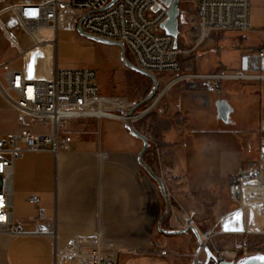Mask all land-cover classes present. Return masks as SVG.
<instances>
[{"label": "crops", "instance_id": "crops-1", "mask_svg": "<svg viewBox=\"0 0 264 264\" xmlns=\"http://www.w3.org/2000/svg\"><path fill=\"white\" fill-rule=\"evenodd\" d=\"M39 1L0 0V66L8 62L11 67L22 68L32 78L42 79L50 77L54 67L67 68L59 66L56 54L58 34L63 27L55 32V44L42 42L32 46L29 36L17 26V19L7 9L10 3ZM181 4L180 13L186 15L181 11ZM188 9L194 12L195 5L189 3ZM69 29L72 30L71 27ZM5 32L24 49L23 53L17 44L7 39ZM43 32L49 41L52 30ZM244 32L249 35V31ZM119 63L121 66L115 71H119L123 77L122 67L129 68L121 61ZM115 77L121 78L116 74ZM169 77L170 74L167 77L159 76L162 90L157 96V103L149 112L134 118L133 125L149 139L150 146L144 153L145 161L157 175L163 177L173 197L183 183H191L195 187L196 180L191 177L195 176L197 163L195 158L188 161L184 157L185 152L190 153L199 148L202 151L203 171L211 177V153L214 149L218 150L222 142L218 138L213 139L211 133L208 134L212 127V119L207 116L210 97L185 88L184 82L168 86ZM208 79L209 87L213 83L220 85L219 82H210L214 78ZM99 87L102 95L117 96L103 92L100 83ZM144 87L148 90L147 84ZM210 92L213 94L216 90ZM199 95L206 97L207 104H202ZM10 111L14 113L11 108H0L1 113ZM198 121L204 127L202 136L196 135ZM124 124L125 119L120 118L72 119L59 134L60 143L65 136H71L66 149L26 152L15 163V220L25 229L33 226L38 210L28 198L37 195L42 201L45 216L55 225V239L59 248L79 247L86 243L92 245L95 233L99 231L102 233V246L117 256L118 264H191L187 256H161L151 250V240L167 242L166 237L157 234L158 222L163 213L162 196L157 183L138 162L142 141L132 136ZM3 130L6 134L20 132L19 127ZM261 166L257 188L242 190L248 205L257 203L256 193H264L261 186L264 178L263 160ZM185 170L189 172L187 178L183 175ZM232 213L228 212L222 218ZM163 224L168 228L184 227L180 212L174 209L165 223L163 220ZM246 226L254 225L247 223ZM179 238L189 244L190 234H181ZM92 255L90 249H84L77 259L81 264L89 263ZM60 258L56 254V243L49 237L14 236L0 232V264H67V258L63 262Z\"/></svg>", "mask_w": 264, "mask_h": 264}, {"label": "built area", "instance_id": "built-area-1", "mask_svg": "<svg viewBox=\"0 0 264 264\" xmlns=\"http://www.w3.org/2000/svg\"><path fill=\"white\" fill-rule=\"evenodd\" d=\"M110 0H40L39 2L10 3L9 9L22 30L36 46L47 41L43 30L57 32L67 17L74 25L81 17L82 28L86 32L125 44L126 53L138 67L155 74L157 77L169 73L167 85L180 82L188 83L192 88L198 79H264V45L257 51L242 54L239 72L236 74H197L186 70L181 61L182 50L178 37L170 34L164 24L172 0H116L106 7ZM195 5L194 12L188 9L186 14L189 25L188 35L200 45L213 32L250 30V0H179ZM191 11L193 13H191ZM181 14V13H180ZM183 14V13H182ZM7 39L14 40L6 32ZM18 45V44H17ZM20 52L24 49L18 45ZM0 90L11 103L15 114V123L20 132L0 134V232L14 236L42 235L54 241L55 225L45 216L42 201L37 195L28 200L38 210V215L29 229L22 227L14 217L15 163L26 152H57L66 149L71 136H65L60 143L59 134L72 119L83 117H107L95 113L99 107L115 114V117L126 119L129 110L138 102L128 101L123 97L102 95L98 83V73L92 68H58L54 67L48 78L28 77L22 68L11 67L4 63L0 66ZM159 78V77H158ZM202 104L207 101L199 95ZM158 98L138 107L134 118L149 112ZM226 103L219 105L223 110ZM229 108L226 111V119ZM222 116L221 112H219ZM224 118V117H223ZM260 171L259 175H261ZM244 172L230 173L228 176V194L232 202H241ZM262 188L264 190V178ZM261 188V187H260ZM260 195V193H256ZM238 210V209H236ZM232 210L230 212H235ZM263 224L260 232L264 234V200L262 201ZM184 225L194 224L191 217L181 218ZM232 233H249L248 230L230 231ZM207 243L212 232H201ZM244 236V237H245ZM102 233H95V241L89 246L93 252L90 262L85 264H118L115 254L107 252L102 246ZM202 247L196 250L193 264H203L199 258ZM151 250L161 256H179L175 250L158 241H151ZM216 260L211 264H224L237 261L248 253V238H243L234 249L223 248L213 251ZM56 254L57 249H56ZM75 264H81L76 257Z\"/></svg>", "mask_w": 264, "mask_h": 264}, {"label": "rangeland", "instance_id": "rangeland-1", "mask_svg": "<svg viewBox=\"0 0 264 264\" xmlns=\"http://www.w3.org/2000/svg\"><path fill=\"white\" fill-rule=\"evenodd\" d=\"M157 1L163 2V0ZM250 4L248 36L243 31H218L213 32L200 45H196L190 39L187 17L181 13L178 43L182 50L180 58L184 68L189 72L204 75L240 73L239 59L241 55L257 51L264 45V0H250ZM188 8L189 3L182 2L181 11L187 12ZM16 24L22 29L18 22ZM61 26L63 28L59 31L57 49L55 48L60 67L95 69L103 92L113 93V95L123 97L128 101H132L131 99L142 100L147 95L146 91L148 90L144 89V86L147 84V88H151L152 80L150 78L125 67H122L123 77L119 71L116 73L115 70L121 66L119 47L92 41L82 36L71 21L63 23ZM51 35L52 37L49 39L55 36V32L52 31ZM115 74L121 78L118 79ZM161 75L167 77L169 74L163 73ZM209 80H194L197 85L194 88L186 82L183 85L187 89L202 92L206 97H210L207 116L212 119V127L211 130H208V134L211 133L212 138H218L222 144L221 147L217 145L220 148L214 149L211 153V177L203 171L204 163L200 156L202 151L199 148L190 153L185 152L184 157L188 161L195 158L197 163L196 170L194 169L195 176L191 177L192 180H196L194 182L195 187L191 183H183V186H179L177 195L172 197L169 194L171 208L164 218V223L173 213V209L178 210L180 220L184 215H187L192 218L201 232H212L207 244L213 251L223 248L234 249L242 242L243 238L247 237L248 253L253 251L264 253V234L259 233L263 224L262 201L264 200V193L261 196L255 194L257 203L247 206H242L241 202H232L228 194V176L236 171L244 172L247 177L243 184V190L251 191L257 188L258 175L262 171L261 160L264 161L262 150L264 146V79L214 78L210 82H219L220 85L216 86L213 83L211 87L208 86ZM161 90L162 86L158 88V92L152 99L156 98ZM213 90L216 92L212 94L210 91ZM221 103H226L229 106L227 120H223L219 114L218 108ZM14 117L15 115L11 111L0 112V128L18 127ZM199 122H197L196 135L202 136L205 133L204 127H201ZM3 129L1 130L2 135L6 134ZM215 170L218 173H215ZM188 173V170H185L183 175L187 178ZM243 199L245 200L244 197ZM162 207L164 210L163 197ZM232 210L236 211L222 218L224 214ZM247 223L255 227H247ZM163 226L168 228L164 224ZM232 230H248L249 233H244L245 236L241 232H229ZM157 232L163 238L166 237L167 242H161L159 239L151 241H158L171 250L177 251L180 253L179 256L189 257L191 264H193L194 254L199 248V244L191 231L187 232L190 234L189 244L179 238L181 234H164L158 229ZM87 244L79 247L59 248L60 253L58 255L59 258L61 257V262L67 258V264L72 260L71 264H75L78 254L84 249L89 250L90 245ZM199 258L205 260L203 248Z\"/></svg>", "mask_w": 264, "mask_h": 264}, {"label": "water", "instance_id": "water-1", "mask_svg": "<svg viewBox=\"0 0 264 264\" xmlns=\"http://www.w3.org/2000/svg\"><path fill=\"white\" fill-rule=\"evenodd\" d=\"M115 1L116 0H110V2L107 4L106 7L111 6ZM179 17H180V2L179 0H172L169 10H168V18L165 21L164 26L170 34L176 37H178L180 33ZM82 19L83 17L79 19L77 26H76V30L78 31L79 34H81L82 36L92 41L102 42L105 44L114 45V46L119 47L120 60L122 64L133 71H136L140 74H143L149 77L152 80V86L149 92L147 93V95L129 110L128 117L125 119L124 126L132 136L142 141L143 146H142L141 151L138 154V162L140 166L147 172V174L157 183L159 187V191L165 202V208L163 210L162 216L157 226L159 232L164 233V234H183V233H187L188 231H191L195 235L197 243L199 244L200 247L203 248L205 252V260L203 264H211L212 260H216V257L213 253V250L203 240L202 233L195 224H189L182 228H177V229H172V228L169 229L163 226V220L168 215L170 208H171L169 192H168V189H167V186H166V183L163 177L157 175L145 161L144 153L146 152L147 148L150 146L149 139L145 135H143L140 131H138L133 125V120L131 116L133 115V113L138 107L148 103L150 100H152V98L158 92V88L160 85L159 78L155 74L148 72L138 67L137 65H135L128 57L126 53L125 44L123 42L103 38L97 35L90 34L86 32L85 30H83ZM56 54H57V50H56ZM228 108L229 107L226 105L223 110H219V112H221L224 119H226V111L228 110ZM262 150L264 152V146L262 147ZM224 264H264V253L261 251L249 252L241 256L237 261H228Z\"/></svg>", "mask_w": 264, "mask_h": 264}, {"label": "bare ground", "instance_id": "bare-ground-1", "mask_svg": "<svg viewBox=\"0 0 264 264\" xmlns=\"http://www.w3.org/2000/svg\"><path fill=\"white\" fill-rule=\"evenodd\" d=\"M71 19L69 17H67L65 19V21L63 23H68L70 22ZM62 23V24H63ZM49 37V36H48ZM46 43H50V44H55L56 43V40L55 38L53 37L52 39H50L49 41H45ZM26 74V73H25ZM27 75V74H26ZM28 76V75H27ZM30 77V76H28ZM32 78V77H31ZM0 100L1 102H3L2 105H0V108H10L11 106V103L9 102V100L4 96V94L1 92L0 90ZM95 113L99 114V115H102V116H107V117H110V116H113L115 117L114 115L115 114H112L110 112H107V111H104L101 109V107H99L97 110H95ZM263 189V188H262ZM264 191V190H263ZM241 204L242 206H247L248 203L246 200L243 199V197H241ZM54 239V242L56 243V249H57V253L59 254V246L57 245V240L55 239V237L53 238Z\"/></svg>", "mask_w": 264, "mask_h": 264}, {"label": "trees", "instance_id": "trees-1", "mask_svg": "<svg viewBox=\"0 0 264 264\" xmlns=\"http://www.w3.org/2000/svg\"><path fill=\"white\" fill-rule=\"evenodd\" d=\"M149 90H150V88L148 89V92H149ZM148 92H147V93H148Z\"/></svg>", "mask_w": 264, "mask_h": 264}]
</instances>
